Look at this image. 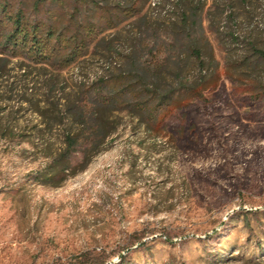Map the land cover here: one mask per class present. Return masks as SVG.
I'll return each instance as SVG.
<instances>
[{
    "label": "rangeland",
    "instance_id": "374dc122",
    "mask_svg": "<svg viewBox=\"0 0 264 264\" xmlns=\"http://www.w3.org/2000/svg\"><path fill=\"white\" fill-rule=\"evenodd\" d=\"M0 2V264H264V0ZM135 58L206 102L163 105L160 130L116 112L86 169L41 181L67 105Z\"/></svg>",
    "mask_w": 264,
    "mask_h": 264
},
{
    "label": "trees",
    "instance_id": "16d2710c",
    "mask_svg": "<svg viewBox=\"0 0 264 264\" xmlns=\"http://www.w3.org/2000/svg\"><path fill=\"white\" fill-rule=\"evenodd\" d=\"M5 11V4L0 2V14ZM20 17L21 12H18L15 18L11 19L16 26L14 33L11 32L6 36L5 43L17 44V37L21 31L23 34L20 37H25L26 32L21 28L22 17L21 19ZM13 39L16 40L12 42ZM37 39L38 37H35L33 43L38 42ZM34 47H37V43ZM252 49L257 59L264 60L263 49L255 47ZM37 50L41 51L39 48ZM74 58L70 56L63 58L61 69L70 65ZM140 65L135 58L132 68L118 74L113 80L108 81L109 78L100 77L89 86H85L84 90L91 96L90 106L79 103L67 105L63 114L65 116L58 123L65 127L62 140L64 148L49 163L41 181L52 182L53 177L59 175L60 178L56 183H61L68 176L86 169L93 156L103 150L101 146L106 139L116 130L113 119V114L116 112L128 110L139 116L148 128L160 130L167 127L164 125L159 128L163 120H158V111L163 105L180 107V103L187 96H197L201 101L206 102V91L203 88L201 90L199 83H190L188 80L177 78L179 80L177 87L162 89L158 82L159 76H150L141 72L138 69ZM108 87L110 88L105 90ZM154 101L155 104L152 105ZM155 124L158 125V129L157 126L154 127ZM53 168L56 172L50 171Z\"/></svg>",
    "mask_w": 264,
    "mask_h": 264
}]
</instances>
